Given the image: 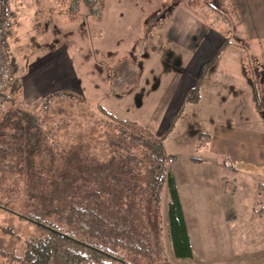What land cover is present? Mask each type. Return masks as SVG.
I'll return each mask as SVG.
<instances>
[{
    "label": "rangeland",
    "instance_id": "obj_1",
    "mask_svg": "<svg viewBox=\"0 0 264 264\" xmlns=\"http://www.w3.org/2000/svg\"><path fill=\"white\" fill-rule=\"evenodd\" d=\"M184 1L192 21L178 7ZM237 1L28 0L22 7L11 1L15 76L22 84L36 58L65 49L76 86L55 91L83 100L64 96L45 110L43 96L23 109L21 88L0 113V264H20L12 256L20 257L39 231L16 213H38L35 190L53 187L60 196L52 203L59 205L47 219L130 264L162 257L174 264H264V54L254 38L264 30H221L215 65L212 54L204 61L197 56L196 29L185 39L178 25L188 19L206 27L211 6L225 15L238 10ZM196 81L194 99L185 101ZM24 113L41 131L33 171L52 169L66 180L27 178L26 151L7 143L26 136ZM140 129L162 135L165 155L173 157L168 167L195 232L194 260L173 255L168 191L164 186L158 204L150 199L154 161ZM49 153L53 164L46 162ZM232 214L227 224L220 217Z\"/></svg>",
    "mask_w": 264,
    "mask_h": 264
},
{
    "label": "trees",
    "instance_id": "obj_2",
    "mask_svg": "<svg viewBox=\"0 0 264 264\" xmlns=\"http://www.w3.org/2000/svg\"><path fill=\"white\" fill-rule=\"evenodd\" d=\"M95 1L96 0H85V3L92 5ZM222 46L223 45H221L219 49ZM219 49H217L212 58H210L213 60V62L215 57L217 56ZM12 63L15 67L13 59ZM197 83L198 81H196L189 89V92L186 94V97L184 99L185 101L194 99V96L192 94L195 89L197 90ZM21 87V81H19V79L14 74L13 80L4 93V99L6 101H10L11 94L21 89ZM68 95L73 98H78L80 101L83 100L78 96L76 97L75 94L70 91L68 93H66L64 90L52 91L50 93H47L40 100L41 107L45 110H48L50 104H53L55 102L58 103L59 99H62V97ZM57 105L60 106V103H58ZM100 111L105 116H107V118L113 121H117L118 123H120V125L122 124L127 126L131 124L129 122L113 117L112 115L104 112L102 109H100ZM23 116L27 120L25 129L26 136L16 137V139L12 138L8 140L7 143L11 142L12 145L16 146V148H21L23 151H26L24 155L21 156L23 157L22 160H26L28 169L31 171L26 172L29 176L27 178L33 181L34 177L37 179H43L44 177L49 176L51 177L50 180H53L55 177H58L60 179L63 178L64 180H66L67 174L63 172L56 173L54 171L52 174H49L52 172V169H47L43 172L33 171L32 167L34 165L35 159L34 155H32V152L38 149V143L41 139V131L37 127V125L34 124L35 118L33 115L24 113ZM31 128H35L34 131H32ZM140 130L142 131L143 129ZM142 132L145 135L144 138H146L144 142L150 147L149 149L152 154V160L154 161L151 181L148 182L150 199L152 195L153 201L158 204L160 199V192L162 191L164 186L167 188L169 200L167 204L166 222L172 252L175 258H190L192 256V251L183 215L182 203L174 175L168 167V163L172 162L173 157L165 155L161 141L162 135L159 139H156L152 133L150 134L149 131L143 130ZM46 162H49L50 164L55 163V158L52 156V153H49V157H47ZM53 188H50L44 193H42L40 190H35V194L33 196L39 198V202L41 203L40 205H38L40 213H36L35 210L28 211L27 213H16L21 218H24L34 224L39 231V235L33 239L27 240L25 242V247L22 255L20 257L12 256L14 260L18 261L20 264H130L123 258L122 255H119L116 251L104 245H101L100 243L93 242L87 239H80L71 234V232L69 231L64 232L55 223H53V221L47 219L49 218L50 213L53 212V210L58 209L57 207L59 205H53L52 203L54 198H58L60 196V193L58 194L56 192L57 190H54ZM67 204L68 203L64 202L61 203L60 206L64 207L65 209L66 207L68 209H72V207L67 206ZM80 211H82V213L84 212V210ZM88 217L92 218L90 214ZM85 228L86 226L83 222L78 225V229L80 231H84ZM155 264L174 263L170 262L167 258L162 257Z\"/></svg>",
    "mask_w": 264,
    "mask_h": 264
},
{
    "label": "crops",
    "instance_id": "obj_3",
    "mask_svg": "<svg viewBox=\"0 0 264 264\" xmlns=\"http://www.w3.org/2000/svg\"><path fill=\"white\" fill-rule=\"evenodd\" d=\"M14 4H19L18 6H23L27 3L28 0H11ZM185 2V1H184ZM220 3V2H219ZM238 17L234 16L236 14L234 9H230L227 13L223 14L219 9L211 6L212 11V21H206V27H203V23L197 22L194 24L193 22H189V20H182L178 25L185 29L184 36L185 39H189L192 36V29H196V37L197 40L200 41L199 54L197 55L201 58V61L206 60L214 51L219 49L221 40V30L224 31H232V30H254L257 29V25L262 27L264 30V0H238L237 1ZM13 4V3H12ZM189 4L185 2V6L179 4V8H183V11L189 13V19L192 21L194 18L190 13H192V9L188 8ZM203 22V21H202ZM190 24L192 27L189 29ZM210 26V27H208ZM13 28V27H12ZM9 31L7 35V42L9 45V50L11 46L10 42V33L13 30ZM199 31V33H198ZM14 33V30H13ZM12 33V34H13ZM241 36L240 34H237ZM259 44L262 45V50L264 54V34H260L254 36ZM11 55V53H10ZM12 58V57H11ZM203 58V59H202ZM13 59V58H12ZM219 56H216L214 59V63L218 61ZM34 65L30 69V73L23 75L22 78V98H23V109L35 103L40 97L45 96L47 93L63 88L74 89L76 86L75 82V71L71 66V61L68 57V53L64 49V51L56 52V49L52 48L46 51L42 56L36 58L34 60ZM195 72V71H194ZM7 102V103H6ZM10 103V101L4 100L2 104L1 113L3 114L5 109L7 108L6 104ZM16 105V104H15ZM4 109V110H3ZM3 111V112H2ZM178 186L177 175L172 172ZM180 195V194H179ZM183 215L186 223V228L190 240L192 256L190 258H182V259H192L196 258L195 256V244H193V236L195 232L191 230L189 226V217L186 212L185 203L181 198ZM233 215V214H232ZM223 216V217H222ZM220 216L225 224L230 221H234L235 215L233 216ZM234 217V218H232ZM171 244V243H170ZM198 244V242H197ZM204 245V244H203ZM209 248V247H208ZM208 250V249H207ZM225 254V253H224ZM226 256V254H225ZM181 259V258H180Z\"/></svg>",
    "mask_w": 264,
    "mask_h": 264
},
{
    "label": "built area",
    "instance_id": "obj_4",
    "mask_svg": "<svg viewBox=\"0 0 264 264\" xmlns=\"http://www.w3.org/2000/svg\"><path fill=\"white\" fill-rule=\"evenodd\" d=\"M11 0H0V113L4 102V93L14 78L15 67L12 63L7 35L13 27Z\"/></svg>",
    "mask_w": 264,
    "mask_h": 264
}]
</instances>
